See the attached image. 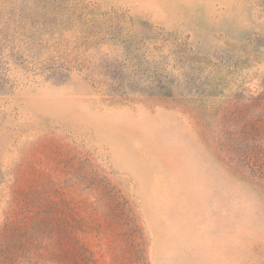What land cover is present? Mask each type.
<instances>
[{"label": "rangeland", "instance_id": "1", "mask_svg": "<svg viewBox=\"0 0 264 264\" xmlns=\"http://www.w3.org/2000/svg\"><path fill=\"white\" fill-rule=\"evenodd\" d=\"M0 264H264V0H0Z\"/></svg>", "mask_w": 264, "mask_h": 264}]
</instances>
